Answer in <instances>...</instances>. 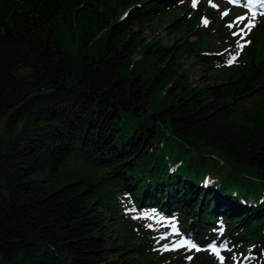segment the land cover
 Returning a JSON list of instances; mask_svg holds the SVG:
<instances>
[{
    "label": "trees",
    "instance_id": "trees-1",
    "mask_svg": "<svg viewBox=\"0 0 264 264\" xmlns=\"http://www.w3.org/2000/svg\"><path fill=\"white\" fill-rule=\"evenodd\" d=\"M178 1L0 0V264H159L119 205L264 264V20L194 85L182 54H219L144 38Z\"/></svg>",
    "mask_w": 264,
    "mask_h": 264
},
{
    "label": "rangeland",
    "instance_id": "rangeland-1",
    "mask_svg": "<svg viewBox=\"0 0 264 264\" xmlns=\"http://www.w3.org/2000/svg\"><path fill=\"white\" fill-rule=\"evenodd\" d=\"M183 3L184 7L177 10L176 16L166 17V19L157 20L144 29V38L146 42L152 43L157 40L163 44L172 45L176 41L192 43L193 47L203 50H214L224 57L219 58L217 62L203 63L197 58L192 57L190 53L184 52L182 54L183 67L189 70L193 84H201L202 78L206 75L218 73L221 70V65L226 64L227 61L233 62L235 57L241 53L244 47L249 43L253 34L261 26L264 17V10L256 14L246 11L243 6L230 7L222 0H196L195 6L193 0H179ZM258 3L264 6V0H257ZM128 10V9H126ZM202 10L203 17L200 23L191 29L184 24V21L191 20L195 14ZM224 13H227L224 15ZM174 19L179 20L177 28L172 26ZM207 23H204V21ZM264 39V36L263 38ZM76 45L73 41L68 42V47L71 49ZM141 55L137 54L135 58H140ZM238 60V59H237ZM236 60V62H237ZM119 214L125 216L129 220V232L137 228L140 234H149L150 241L145 244L146 247L141 248L143 251L155 252L157 255L156 262L167 264V254H179L178 257H171L176 264H189L193 262V258L184 253H170L166 252L165 244L171 239L168 232H164L166 223L162 216L151 211L137 209L136 207L128 208L127 206L121 207ZM119 215V216H120ZM113 232L120 231L127 232L126 227L121 224V221L114 220ZM164 224V225H163ZM170 228L175 227L173 222L170 223ZM178 227V226H177ZM137 245L141 243L140 240L135 241ZM137 249L138 246L136 247ZM225 254V251H223ZM246 254L250 255L249 249H246ZM125 257L130 255L127 251ZM141 252H137L134 257H140ZM109 259L118 263L121 259L112 251L109 254ZM218 260H221L218 256ZM227 263V262H226ZM228 264H239L235 260Z\"/></svg>",
    "mask_w": 264,
    "mask_h": 264
},
{
    "label": "snow or ice",
    "instance_id": "snow-or-ice-1",
    "mask_svg": "<svg viewBox=\"0 0 264 264\" xmlns=\"http://www.w3.org/2000/svg\"><path fill=\"white\" fill-rule=\"evenodd\" d=\"M196 0H193V5L195 6ZM227 13H224V15H226ZM204 23H207V21L205 20Z\"/></svg>",
    "mask_w": 264,
    "mask_h": 264
}]
</instances>
